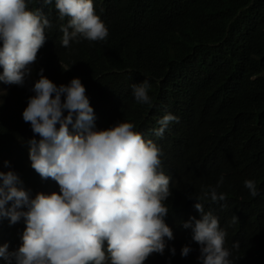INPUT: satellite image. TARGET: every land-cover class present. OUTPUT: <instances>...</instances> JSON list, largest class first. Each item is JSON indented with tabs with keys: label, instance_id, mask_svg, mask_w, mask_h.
<instances>
[{
	"label": "trees",
	"instance_id": "1",
	"mask_svg": "<svg viewBox=\"0 0 264 264\" xmlns=\"http://www.w3.org/2000/svg\"><path fill=\"white\" fill-rule=\"evenodd\" d=\"M109 35L104 41L62 46L63 33L55 0H28L53 27L38 52L31 77L23 87L9 85L0 106V170L18 174L32 197L48 194L31 167L28 141L34 137L22 118L38 72L55 84L78 77L96 114V128L131 122L145 140L161 150L162 168L171 177L166 223L175 239L163 255L146 264H200L199 245L182 222L199 218L196 200L210 188L226 194L218 203L201 199L205 211L219 218L227 232L226 247L234 264H264V0H93ZM57 60L72 61L65 70ZM147 79L151 104H138L132 85ZM19 115L16 117V115ZM179 117L162 137L154 130L165 114ZM67 113L65 112V115ZM38 140L39 136H35ZM9 161L10 168L3 162ZM254 180L259 195L244 186ZM237 216L236 223H231ZM25 224L0 222V244L14 250ZM238 243V248H232ZM193 251L185 258L181 248ZM176 249L173 256L170 248ZM0 264H6L0 260Z\"/></svg>",
	"mask_w": 264,
	"mask_h": 264
},
{
	"label": "clouds",
	"instance_id": "2",
	"mask_svg": "<svg viewBox=\"0 0 264 264\" xmlns=\"http://www.w3.org/2000/svg\"><path fill=\"white\" fill-rule=\"evenodd\" d=\"M42 2L50 5L53 0ZM55 9L60 21L67 18L60 26L64 48L73 41L108 37L93 0H55ZM52 27L41 9L29 10L28 0H0V106L9 85L23 87L31 77ZM57 61L65 70L74 62ZM38 76L22 118L34 133L28 141L31 167L44 179L48 194L38 192L32 197L16 172L0 170V222L25 224L18 248L10 251L8 243L0 244V260L6 264H146L153 253L163 255L175 237L166 223L167 201L173 193L171 177L162 168V150L135 131L131 122L97 129L80 78L57 85L43 68ZM150 87L147 79L132 85L138 104H151ZM171 122H179V117L165 114L155 135L162 137ZM3 165L10 168L9 161ZM221 184L223 176L216 188ZM244 186L252 197L259 195L254 180H245ZM216 188L203 197H188L196 200L199 218L189 217L182 227L191 230L192 240L199 245L200 264H234L232 250L226 247V230L200 202L226 201V194ZM237 220L233 216L231 223ZM238 247V243L232 246ZM169 251L174 256L176 249ZM192 251L185 245L180 255L186 258Z\"/></svg>",
	"mask_w": 264,
	"mask_h": 264
},
{
	"label": "rangeland",
	"instance_id": "3",
	"mask_svg": "<svg viewBox=\"0 0 264 264\" xmlns=\"http://www.w3.org/2000/svg\"><path fill=\"white\" fill-rule=\"evenodd\" d=\"M3 161V158H0V163Z\"/></svg>",
	"mask_w": 264,
	"mask_h": 264
}]
</instances>
